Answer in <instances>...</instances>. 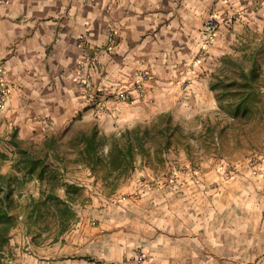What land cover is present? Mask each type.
Wrapping results in <instances>:
<instances>
[{
    "label": "crops",
    "instance_id": "0c3cea01",
    "mask_svg": "<svg viewBox=\"0 0 264 264\" xmlns=\"http://www.w3.org/2000/svg\"><path fill=\"white\" fill-rule=\"evenodd\" d=\"M212 15L219 34L201 53ZM247 49L264 54V0H8L0 7V64L10 89L0 149L15 131L40 150L53 137L65 180L87 188L76 179L88 177L98 195L77 206L62 235L55 226L36 237L20 221L7 264H136L138 249L143 264H264V181L245 170L224 182L213 165L222 159L207 154L203 140H217V126H205L193 142L198 154L184 151L178 135L162 155L147 145L115 187L77 163L69 146L94 127L120 136L161 114L176 122L179 113L210 117L219 104L200 93L224 56ZM143 74L148 79L137 85ZM97 88H123L131 103L108 99L109 113L98 112L86 98ZM198 162L205 169L178 170ZM0 166L11 172L10 162ZM125 193L132 197L122 199Z\"/></svg>",
    "mask_w": 264,
    "mask_h": 264
},
{
    "label": "trees",
    "instance_id": "16d2710c",
    "mask_svg": "<svg viewBox=\"0 0 264 264\" xmlns=\"http://www.w3.org/2000/svg\"><path fill=\"white\" fill-rule=\"evenodd\" d=\"M227 68L233 72L220 73ZM260 77L255 51L238 58L226 55L219 71L211 74L208 88L224 114L247 123L264 117ZM178 132L180 127L171 115L161 114L150 125L120 136H107L94 127L73 137L69 146L78 157L77 163L115 187L122 176L134 170L137 156L147 153V145L156 147V156L162 155ZM55 141L47 139L40 150L20 140L15 131L0 149V162L11 163L10 173H2L0 166V264H7L12 232L20 221L25 220L28 233L38 230L36 237L55 226L62 235L77 219V206L84 204L83 188L65 180L61 166L65 157ZM34 184L38 185L37 195L31 192Z\"/></svg>",
    "mask_w": 264,
    "mask_h": 264
},
{
    "label": "rangeland",
    "instance_id": "374dc122",
    "mask_svg": "<svg viewBox=\"0 0 264 264\" xmlns=\"http://www.w3.org/2000/svg\"><path fill=\"white\" fill-rule=\"evenodd\" d=\"M245 52L249 55L251 50L247 49ZM242 56H244V54L241 55V57ZM257 59L258 67L262 75L264 71V54H258ZM220 66L215 68V72H217V70L219 71ZM245 66H249L248 61H246ZM229 72H233V70H229L227 68L223 71L221 70L220 73L225 74ZM209 81L210 79L207 81L208 84ZM260 84L263 92L262 99L264 100V77H260ZM207 90L208 91L201 92L200 94H214L209 89ZM108 99L109 98H107L106 102L108 101ZM209 113L210 117L200 116L198 119L192 117L191 114L186 115L185 113H179L178 116L181 120L177 121L178 123L173 120V122L177 123L180 127V132L177 133V141L184 149V151L189 152V154H198L199 151L194 147L193 142L196 140H200L203 137L202 131H204L205 126H217V128L219 129H216L214 127L217 131V140L212 139V137L210 136H207V138L203 140L204 142H207V148L205 152L209 155L214 154L215 156L222 159V161L220 162H214L213 165L217 172H221V175L224 178V182L232 181L238 175H241V172L245 170H247L248 173L253 177L261 178L264 181V117H261L260 119L254 118L247 123L234 120H232L230 123L228 121L227 123H225L226 120L220 119V117H222L220 108L219 110H211ZM218 113H220V115ZM221 124L223 125V127L221 126ZM205 165V162H198L191 167H189V165H183V167H178V170L183 172H189V170H191L192 172L195 170L199 171L205 169ZM254 171H256L257 173L254 174ZM80 176H82L81 179H76V182H85L87 186V188H83L82 192L84 196V204L87 202L90 203L91 201H93L92 197H98V195L94 192L96 191V189H94L93 187V181L91 182L88 177H85L83 175ZM192 180L195 181L194 178H192ZM71 181H74V179ZM88 186L91 189L88 188ZM30 188L32 189L33 186H31ZM34 192H36L35 188ZM102 196L104 197L105 195L102 194ZM130 197H132V195L125 193L122 199L127 200ZM140 251L141 250L138 249L135 251V253H138ZM133 260L136 262V264H143V262L136 261V259Z\"/></svg>",
    "mask_w": 264,
    "mask_h": 264
},
{
    "label": "built area",
    "instance_id": "2783aa9c",
    "mask_svg": "<svg viewBox=\"0 0 264 264\" xmlns=\"http://www.w3.org/2000/svg\"><path fill=\"white\" fill-rule=\"evenodd\" d=\"M8 4V0H0V7H5ZM219 33V23L217 21V18L215 15H212L204 24L202 29V37H203V46H202V52L204 53L205 50L215 42L217 36ZM148 79L147 74H143L141 76V79L138 81L137 85H142V82L146 81ZM80 84L83 87H87V83L85 81H81ZM90 88V87H89ZM88 88V89H89ZM10 95V89L7 84V78H6V71L0 64V112L3 111L6 107L7 101L9 99ZM88 106L92 107L98 112L101 113H109V109L106 105L107 98L111 99L114 98L118 102H123L126 104L131 103V99L126 94L123 88H120L115 91L114 94H106L103 89L97 88L95 94H88ZM257 172L254 171V174ZM263 195H264V184L262 187ZM133 259H136V261L143 262L145 260L144 254L140 251L136 253ZM6 261H9L8 255L6 256Z\"/></svg>",
    "mask_w": 264,
    "mask_h": 264
}]
</instances>
